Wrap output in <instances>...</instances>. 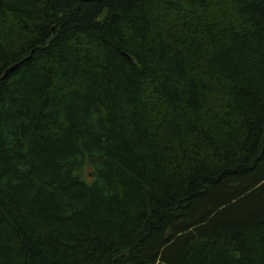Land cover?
I'll list each match as a JSON object with an SVG mask.
<instances>
[{"label": "trees", "instance_id": "obj_1", "mask_svg": "<svg viewBox=\"0 0 264 264\" xmlns=\"http://www.w3.org/2000/svg\"><path fill=\"white\" fill-rule=\"evenodd\" d=\"M0 264H264V0H0Z\"/></svg>", "mask_w": 264, "mask_h": 264}, {"label": "water", "instance_id": "obj_2", "mask_svg": "<svg viewBox=\"0 0 264 264\" xmlns=\"http://www.w3.org/2000/svg\"><path fill=\"white\" fill-rule=\"evenodd\" d=\"M81 1H83V2H92V1H95V0H81ZM15 68L16 67L11 68L10 71H13Z\"/></svg>", "mask_w": 264, "mask_h": 264}]
</instances>
